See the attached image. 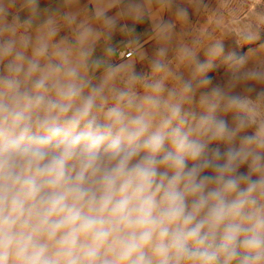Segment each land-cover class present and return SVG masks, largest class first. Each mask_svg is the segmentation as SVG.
I'll return each instance as SVG.
<instances>
[{"label": "clouds", "instance_id": "9594fccd", "mask_svg": "<svg viewBox=\"0 0 264 264\" xmlns=\"http://www.w3.org/2000/svg\"><path fill=\"white\" fill-rule=\"evenodd\" d=\"M78 3L0 0V264H264V63L116 62L141 6Z\"/></svg>", "mask_w": 264, "mask_h": 264}, {"label": "rangeland", "instance_id": "374dc122", "mask_svg": "<svg viewBox=\"0 0 264 264\" xmlns=\"http://www.w3.org/2000/svg\"><path fill=\"white\" fill-rule=\"evenodd\" d=\"M167 9V22L174 24L171 33L159 30L144 56L134 63L147 69L148 61L161 47L168 49V59L173 64L176 49L181 43L200 42L203 49L213 43H222L225 54L235 52L245 56L249 67L264 63V0H161ZM186 8V20L177 18L176 10ZM251 37V39H249ZM216 71L222 70L219 60L214 61ZM182 71H186L181 67Z\"/></svg>", "mask_w": 264, "mask_h": 264}, {"label": "crops", "instance_id": "0c3cea01", "mask_svg": "<svg viewBox=\"0 0 264 264\" xmlns=\"http://www.w3.org/2000/svg\"><path fill=\"white\" fill-rule=\"evenodd\" d=\"M63 0H42V7L52 6L57 7ZM141 6L143 19L139 22L131 17H126L120 21L121 25H126L128 29H135L134 32L123 33L117 31L112 38V46L115 48V56L113 59L116 62H133L136 63L144 56V53L150 48L153 39L157 36V25L161 21L167 22V9L161 0H135ZM95 0H79L75 5L81 10L82 16L87 14V11L94 7ZM116 11L113 9V12ZM110 15L112 12L109 13ZM103 43V42H101ZM127 49L134 50V57L125 59ZM124 50L123 58L118 56V51ZM99 51V50H98Z\"/></svg>", "mask_w": 264, "mask_h": 264}, {"label": "built area", "instance_id": "2783aa9c", "mask_svg": "<svg viewBox=\"0 0 264 264\" xmlns=\"http://www.w3.org/2000/svg\"><path fill=\"white\" fill-rule=\"evenodd\" d=\"M134 50L133 49H127V52L125 54V59H131L134 57Z\"/></svg>", "mask_w": 264, "mask_h": 264}, {"label": "water", "instance_id": "95a60500", "mask_svg": "<svg viewBox=\"0 0 264 264\" xmlns=\"http://www.w3.org/2000/svg\"><path fill=\"white\" fill-rule=\"evenodd\" d=\"M123 55H124V50L118 51V56L119 57L121 56V58H123Z\"/></svg>", "mask_w": 264, "mask_h": 264}]
</instances>
